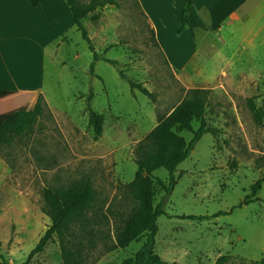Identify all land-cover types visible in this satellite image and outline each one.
Here are the masks:
<instances>
[{
	"label": "rangeland",
	"instance_id": "obj_1",
	"mask_svg": "<svg viewBox=\"0 0 264 264\" xmlns=\"http://www.w3.org/2000/svg\"><path fill=\"white\" fill-rule=\"evenodd\" d=\"M112 2L84 21L102 60L94 61L75 28L56 53L50 49L46 55L41 90L0 94V122L31 109L40 95L46 103L33 134L0 148V254L10 264H23L51 227L45 188L90 181L95 207L84 232L80 225L73 228L84 236L83 264H120L133 257L145 238L125 249L109 248L115 228L135 207L127 185L137 172V145L191 91L200 90L204 121L217 134L203 135L178 167L165 215L158 219L155 252L169 263L183 256L180 264H216L221 256L233 258L227 264L264 261V115L260 123L252 110L255 105L264 114V0H245L237 21L219 34L197 29V56L180 74L156 44L136 0ZM104 60L117 61L149 95L132 90ZM88 108L102 117L99 139ZM199 127L193 124L194 131ZM180 136L186 143L193 139L189 132ZM153 175L169 184L165 169ZM155 191L156 206L165 193L158 186ZM247 197L248 204L239 207ZM71 242L70 234L55 236L30 264H63L61 245Z\"/></svg>",
	"mask_w": 264,
	"mask_h": 264
},
{
	"label": "trees",
	"instance_id": "obj_2",
	"mask_svg": "<svg viewBox=\"0 0 264 264\" xmlns=\"http://www.w3.org/2000/svg\"><path fill=\"white\" fill-rule=\"evenodd\" d=\"M74 17L77 31L82 34L87 42L89 50L94 54V61L102 58L95 52L93 43L85 27L87 15L99 8L113 4L112 0H92L84 4L78 0H64ZM194 0H186L182 12L181 34L190 26L189 14ZM35 8H41L39 0H30ZM137 2V1H136ZM153 33V31H152ZM116 68L117 61L104 60ZM94 64L91 65V73L94 74ZM120 78L126 81L132 90H139L149 95L140 84L129 80L118 68ZM1 94V93H0ZM46 103L40 95L35 105L29 110H19L11 114L5 121L0 122V148L9 147L17 140L33 134L36 126L45 114ZM252 110L258 122L263 120V108L252 106ZM90 113V124L95 133V138L102 137L103 120L102 117L88 108ZM206 115V98L200 90H193L189 95L176 106L173 111L163 118L152 130L145 141L140 142L136 148L137 172L132 182L127 185L128 194L135 202L130 216L123 221L121 226L114 230L111 240L112 245L109 251L125 249L133 242H138L145 238L142 248L131 258L122 261L120 264H175L164 260L155 252L156 238L159 232L158 219L165 215V203L172 194L176 185L175 173L178 167L188 157L194 145L205 134H217V130L208 127L204 121ZM200 122V127L194 131L193 124ZM182 132L193 133V139L186 143L180 136ZM165 169L169 172V184L154 177V172ZM155 186L160 187L165 195L158 205H154L156 198ZM258 181L254 186V193L260 188ZM97 194L90 181L77 183L67 189H57L47 187L44 190V201L52 218V225L45 235L40 239L36 247L30 252L28 259L23 264H30L32 259L44 252L47 245L52 242L55 236L63 238L71 235V243L61 245V257L63 264H83L84 263V239L74 232L76 225L81 226V232L85 231L88 224L87 214L92 211L96 204ZM248 197L239 207L248 204ZM183 219L197 220L194 216H183ZM80 235V234H79ZM87 235V234H86ZM1 246V242H0ZM231 256H221L216 264H227L232 261ZM0 264H10L0 254ZM251 264H264L261 262H251Z\"/></svg>",
	"mask_w": 264,
	"mask_h": 264
},
{
	"label": "crops",
	"instance_id": "obj_3",
	"mask_svg": "<svg viewBox=\"0 0 264 264\" xmlns=\"http://www.w3.org/2000/svg\"><path fill=\"white\" fill-rule=\"evenodd\" d=\"M39 1L41 8H35L30 0H0V93L30 94L41 90L46 55L50 49L56 53L76 28L64 0ZM136 1L171 69L180 74L197 56L196 30L221 33L225 26L237 21L245 0H194L190 26L181 34L186 0ZM182 259L177 256L174 263L180 264Z\"/></svg>",
	"mask_w": 264,
	"mask_h": 264
}]
</instances>
